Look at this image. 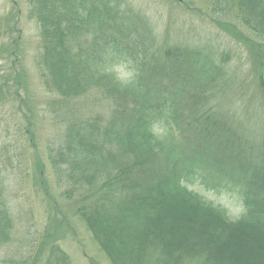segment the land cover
<instances>
[{
    "label": "trees",
    "instance_id": "16d2710c",
    "mask_svg": "<svg viewBox=\"0 0 264 264\" xmlns=\"http://www.w3.org/2000/svg\"><path fill=\"white\" fill-rule=\"evenodd\" d=\"M126 1L27 2L38 33V75L61 134L46 151L54 178L36 165L49 208L27 238L15 227L1 176L9 147L0 152V264H73L60 242L75 221L108 264H264V0H202L246 62L189 32L184 43L160 41ZM16 47L17 38L0 52V63L13 58L8 73L0 64V99L13 74L15 85H24ZM119 58L137 70L127 87L101 71ZM244 64L250 77L239 72ZM245 104L259 116L256 130L245 126ZM23 107L33 142V109ZM53 186L62 189L57 200ZM194 186L237 196L239 217Z\"/></svg>",
    "mask_w": 264,
    "mask_h": 264
},
{
    "label": "rangeland",
    "instance_id": "374dc122",
    "mask_svg": "<svg viewBox=\"0 0 264 264\" xmlns=\"http://www.w3.org/2000/svg\"><path fill=\"white\" fill-rule=\"evenodd\" d=\"M127 1L134 7L133 9L150 20L160 41L184 43L185 35L189 32L210 40L213 45H221L222 48L220 47L219 51L224 48L239 52L242 62H246L244 49L234 45L228 34L220 32L215 27L214 22L219 18L208 12L210 2L202 0ZM27 2L28 0H0V52L10 45L12 39L17 38L16 48L21 50V59L23 60L21 66L26 74L23 76L24 85L19 86L13 82L15 77L13 74L9 80V87L3 90L2 95L4 98L0 99V152L4 150L2 148L9 147L3 155V158L5 157L3 166L5 172L1 176L4 180L3 186L6 187L5 196L8 199L15 227L16 229L17 226L19 227L18 230L22 233V238H27L23 233L31 226L42 224L45 221L46 211L49 207L41 193L44 186H38L39 183H35V175L40 171L36 165L38 163L42 165L40 169L44 173L46 171L50 180H52V177L54 178L48 166L46 151L51 143H56V135L59 134L60 136L61 134L57 127L58 124L55 123L56 109L51 107L50 103L52 95L43 87L42 78L38 75L36 65L40 55L38 33L35 22L26 15ZM14 7L16 8L15 12L13 11ZM7 18H12L14 24L6 25L4 21L8 20ZM223 19L226 18L223 17ZM14 29L15 31L12 34H8L10 30ZM10 35H14V38L8 39ZM227 44L232 45L228 47ZM4 56H7V54H4ZM12 60L13 58L0 63L4 65L3 73H8L7 70L12 67ZM234 64L235 61L232 62V65ZM239 72L243 73V78L250 77L251 66L244 64ZM25 83H27L26 87ZM237 88L238 86H236ZM9 89H13L17 96L6 97ZM239 91L236 90L232 93L236 96V99L241 94ZM247 92L249 90L246 88ZM229 97L232 98L231 93ZM24 105L31 110L33 109V117H31L34 126L32 129L33 142L29 141V136L24 131V124L29 121ZM244 109H247V111H243V120L246 119L245 126L256 130L259 116L251 109L248 110L246 104ZM240 111L242 110L240 109ZM18 125L22 130L20 135L17 131ZM18 143L21 145L19 148ZM14 144H17V147ZM20 148H23L22 152H20ZM53 188V197L57 200L62 189L57 186H53ZM193 189L214 206L224 208L230 218L239 217L243 210L240 199L233 194H217L216 192L205 191L199 186H194ZM73 227L71 234L60 242L62 249L70 256L73 264H108L106 257L93 242L83 223L75 221ZM27 232L30 233V230ZM17 247L18 245L14 244L9 249L13 251L12 253H15L14 250Z\"/></svg>",
    "mask_w": 264,
    "mask_h": 264
},
{
    "label": "clouds",
    "instance_id": "9594fccd",
    "mask_svg": "<svg viewBox=\"0 0 264 264\" xmlns=\"http://www.w3.org/2000/svg\"><path fill=\"white\" fill-rule=\"evenodd\" d=\"M101 71L110 75L121 87L131 85L137 77V70L134 64L127 58L110 61L101 68Z\"/></svg>",
    "mask_w": 264,
    "mask_h": 264
}]
</instances>
